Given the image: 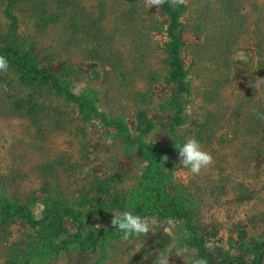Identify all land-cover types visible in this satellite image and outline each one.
Wrapping results in <instances>:
<instances>
[{"label": "rangeland", "instance_id": "374dc122", "mask_svg": "<svg viewBox=\"0 0 264 264\" xmlns=\"http://www.w3.org/2000/svg\"><path fill=\"white\" fill-rule=\"evenodd\" d=\"M172 4L183 7L179 36L189 88L182 99L185 123L176 134L181 140L194 135L215 163L192 175L178 168V151L173 150L177 190L169 187V192L184 197L195 219L215 236L206 248L217 263L230 257L253 263L239 234L246 233L249 245L264 241V119L259 118L264 116V0ZM39 7L22 4L15 15L17 32L34 49L40 66L59 75L68 71L76 95L95 91L100 110L121 117L134 139L140 136L137 110L146 109L156 128L143 141L172 145L174 112L160 106L175 98L177 86L167 80L171 20L160 5L147 0H45L44 10ZM8 25L0 0V33ZM92 51L100 53L92 58ZM13 93L28 92L18 88L14 77L12 86L0 83V199L35 200L33 213L41 219L46 197L77 204L82 196L93 195L100 181L116 179L113 186L119 192L139 184L147 164L117 128L86 121L77 105L47 91L38 98L45 106L38 127L26 111L14 108ZM138 93L148 94L145 102L137 100ZM146 219L151 228L147 236L113 241L105 256L71 249L32 264H153V254L171 244L170 264H195L198 252L185 243L189 233L182 222ZM111 225L85 210L81 223L65 222L70 233ZM35 240V231L20 218L0 226V264H14Z\"/></svg>", "mask_w": 264, "mask_h": 264}, {"label": "trees", "instance_id": "16d2710c", "mask_svg": "<svg viewBox=\"0 0 264 264\" xmlns=\"http://www.w3.org/2000/svg\"><path fill=\"white\" fill-rule=\"evenodd\" d=\"M2 2L9 25L6 33H0V55L8 58L10 67L6 72L7 75H4L5 72H0V83L12 86L14 77L18 88L28 92L24 96L13 93L14 108L26 111L35 125L39 127L45 111V106L38 99L41 93L47 91L61 96L66 103L77 105L86 121L100 120L106 127L117 128L118 134L123 136L129 145L137 147L139 154L147 164L139 184L126 192L114 189L113 184L117 180L112 178L106 182H98L93 189V195L82 196L77 204H71L67 199L59 196L44 198L41 219H37L33 213L35 200L23 203L20 200L1 196L0 226H8L15 219L20 218L35 231L36 235V240L30 243V250L22 252L19 259L16 256L13 260L14 264H32L37 260L45 261L56 257L60 252L71 249L83 252L99 251L104 256L107 255L108 245L122 239L123 233L118 231V226L113 227V225L108 228L88 229L84 227L76 233H70L65 226L66 219L71 218L75 222L81 223L84 210L91 216L101 217L110 222L113 219L112 214L117 211L121 213L131 211L144 218L157 217L162 221L178 220L183 223L189 233V237L184 239L185 243L198 252L196 259L204 258L208 264H263L264 241H257L255 245H249L245 241L246 233H240L239 239L243 242V248L254 257L253 263H248L244 257H230L217 263L206 248L207 241L215 236L212 237L206 227L200 225L195 219V215L190 206L185 203L184 197L172 195L169 192V187L176 188V185L173 184V164L170 157L171 152L177 150L175 147L180 146L183 142L177 136L176 129L185 123L182 99L185 94L189 93L186 83L188 73L181 59L183 45L179 36L183 7L181 5L173 6V0H165L160 5L162 12L171 20L167 30L169 41L166 44L167 80L177 86L175 98L160 106L163 111L172 110L174 112L170 133L175 141L168 148H162L158 145L148 144L142 139L143 136L148 135L156 128L155 122L150 118L146 109L139 108L137 110L136 128L140 136L134 139L121 117H111L100 110L95 91L86 90L82 94L76 95L73 92V81L70 79L68 71L59 75L51 69L40 66L34 49L29 47L17 32L18 18L15 11L22 4H32L36 8L40 6L44 10L45 0H2ZM97 53L98 51H92V58H95ZM11 91L12 89H10ZM147 97L148 94H137V100L141 102H145ZM164 156L168 157L167 162H164Z\"/></svg>", "mask_w": 264, "mask_h": 264}, {"label": "clouds", "instance_id": "9594fccd", "mask_svg": "<svg viewBox=\"0 0 264 264\" xmlns=\"http://www.w3.org/2000/svg\"><path fill=\"white\" fill-rule=\"evenodd\" d=\"M150 5H162L165 0H147ZM183 2V0H178ZM8 58L4 55H0V72H7L9 70ZM264 119V116L259 117ZM179 156V169L181 171L186 170L187 173L192 175H200L203 170L210 168L214 165V157L211 152L205 150L200 141L194 136L189 135L185 137L182 144L175 147ZM164 162H167L168 157H163ZM113 219L111 221L113 227L118 226V231L123 233V239L128 240L131 236H147L151 231L148 220L138 214H133L131 211L114 212L112 214ZM174 244L165 247L162 250H158L154 253L155 260L153 264H170L171 250ZM177 256H184L183 252H178ZM195 264H208L204 258L195 259Z\"/></svg>", "mask_w": 264, "mask_h": 264}]
</instances>
